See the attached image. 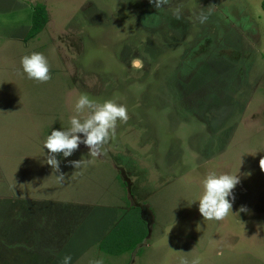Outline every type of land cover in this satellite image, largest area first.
<instances>
[{
  "label": "rangeland",
  "instance_id": "obj_1",
  "mask_svg": "<svg viewBox=\"0 0 264 264\" xmlns=\"http://www.w3.org/2000/svg\"><path fill=\"white\" fill-rule=\"evenodd\" d=\"M261 1L0 0V264H264ZM35 4L47 22L27 38ZM31 53L46 58V82L23 73ZM81 94L123 104L128 120L100 155L81 143L52 169L43 143L86 117ZM209 173L239 177L221 221L193 202ZM129 206L148 237L100 252Z\"/></svg>",
  "mask_w": 264,
  "mask_h": 264
},
{
  "label": "clouds",
  "instance_id": "obj_2",
  "mask_svg": "<svg viewBox=\"0 0 264 264\" xmlns=\"http://www.w3.org/2000/svg\"><path fill=\"white\" fill-rule=\"evenodd\" d=\"M165 0H149L158 8ZM21 68L28 79L46 82L50 79L49 66L46 58L40 53H31L21 58ZM134 69L142 67L140 60L131 63ZM77 113L86 111L84 118L72 116L69 118V127L66 130L53 129L43 143V150H47L45 163L53 169H58V161L54 154L61 153L63 157H69L82 143L88 148V155L95 157L101 154V146L106 144L110 134L114 133L116 123L119 120L125 123L128 120L127 110L123 104L114 101L97 103L85 94H81L75 102ZM81 160L71 161L74 168L81 166ZM260 168L264 170V160L259 161ZM239 183V177L229 174L209 173L202 181L203 191L197 200V209L203 220L221 221L232 211V190ZM192 202V203H193ZM191 203V204H192ZM187 204V206H191ZM239 213L247 212L245 206H240ZM233 212V211H232ZM60 264H71V256L62 257ZM95 264H101L99 260ZM181 264H185L181 261Z\"/></svg>",
  "mask_w": 264,
  "mask_h": 264
},
{
  "label": "trees",
  "instance_id": "obj_3",
  "mask_svg": "<svg viewBox=\"0 0 264 264\" xmlns=\"http://www.w3.org/2000/svg\"><path fill=\"white\" fill-rule=\"evenodd\" d=\"M264 11V0L261 1ZM47 22V11L43 4H35L30 14V26L26 37H32L42 31ZM137 207L129 206L121 210V215L109 230L99 239L97 247L107 255H120L134 251L148 237L145 220Z\"/></svg>",
  "mask_w": 264,
  "mask_h": 264
}]
</instances>
